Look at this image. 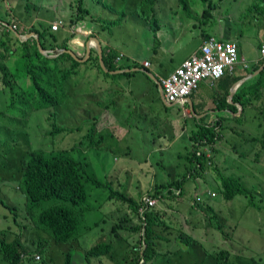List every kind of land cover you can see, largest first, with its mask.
Returning a JSON list of instances; mask_svg holds the SVG:
<instances>
[{
  "label": "trees",
  "instance_id": "obj_1",
  "mask_svg": "<svg viewBox=\"0 0 264 264\" xmlns=\"http://www.w3.org/2000/svg\"><path fill=\"white\" fill-rule=\"evenodd\" d=\"M26 1L30 3L29 11L36 8L33 0ZM143 1L145 0H133L132 2L138 5ZM187 1L178 0L185 13L190 12ZM202 1L206 7L203 16L200 14L194 18L200 27H206L209 23L212 24L215 18L213 12L221 4L219 1L223 0H218L216 3L213 0ZM261 1V5L254 7L252 11L264 12V2ZM95 2L102 9L118 13L119 17H115L111 23L107 20L102 22L101 18L92 14L87 8L85 0H75L72 5H69L71 11L68 20L65 21V27L72 31L81 23L90 20L95 22L96 27L98 24L105 32L109 27L117 26L123 21V18L127 17L125 12L122 13L118 8L109 7L104 0H95ZM156 2H160V0H151L152 5ZM153 13V7L145 5L142 7L141 14L136 12L131 18L140 21L144 28L149 25L157 42L155 51L157 54L160 46L157 33L160 32L161 27L160 22L152 16ZM3 23L5 22L0 18V25ZM142 25L139 27L143 28ZM62 28L63 23L60 29ZM201 32H203L204 40L211 37L205 31ZM37 34L43 50L53 52L60 49H72L70 41L75 38V35L72 34L68 38L62 39L59 33L52 31L51 27L45 28L41 32L37 31ZM89 38H97L100 41L103 60L109 71L137 68L144 69L145 72L110 75L101 68L99 54L95 48L92 49L90 58L85 63H80L67 53L56 58L44 56L33 39L17 44L19 40L6 27L0 36L2 83L10 90L13 99L15 97H19L21 101L25 99L24 95L19 96L17 93V91L22 92V89H18L19 76L9 66L12 57L19 55L26 62L24 74L28 83L34 88L33 99L39 105L37 111L48 112L49 117L52 118L45 141L36 148L30 149L25 160L20 163L17 180L20 184V191L25 197L24 203L18 206L0 202V205L10 214V217L7 218L13 222L9 228L0 230V264H22L23 255L27 256L28 264H37L35 256L40 255L43 259L45 252L51 251L52 246L71 248L73 245H77L78 249L83 250L86 253V258L93 260V264H119L117 259L115 260L114 240H108L104 232L98 228L99 223L90 225L84 233L81 228L85 225L86 218L93 212L99 211L102 215L106 212H113L117 216L120 211L124 210L130 212L133 218L138 219V222L131 226V230L142 233L143 251L141 253L145 259L139 257L138 253H133L130 260L124 258V264H159L157 262L159 257L167 256V254L183 260V253L177 246L179 242L194 247L202 262L206 257H210L216 262L229 260L232 253L229 250L221 249L211 254L204 249L200 241L184 233L182 229H176L168 224L165 220L170 221L176 227L179 223L173 221L172 217L169 218V211L163 210L159 205L142 211L143 197L128 199L126 193L119 187L120 182L117 181V178H112L111 174H109L108 184L104 185L89 171L91 164L86 157L89 151L98 149V151L116 154L119 150V144L110 131H97L99 115L79 118L78 130L81 132L85 127L86 134L79 144L74 146V149L58 151L51 149L50 145L53 144L56 137L66 132H75L70 128L71 123L69 122L74 118L77 120L78 116L74 114L65 116L62 111L65 110L68 113L71 110L72 101L76 96L75 88L78 78L79 91L85 85H88V89L92 91L93 95H87L88 97H94L97 91L107 93V100H101L97 106L115 116L121 124L127 122V118L123 114L125 105L128 107L133 105L137 114L139 111L143 113L142 116H139L142 124L150 123L152 124L151 130L155 129L156 131L152 133L154 136L151 138V144L148 141L145 144V148L148 150H151V147L155 145V136L162 138L172 130L173 124L169 122V119L173 116L182 118L188 109V101L167 107L162 101L158 84L148 74H154L161 82L162 78H167L170 73L167 76L159 75L158 72L151 68H145L139 62L128 57H121V62H117L120 55L124 54L116 43L117 40H102L96 31ZM11 40H14L13 44H11ZM150 65L152 66V63ZM162 71L169 72L164 67ZM99 81L108 84V87L97 86ZM251 95L257 98L259 90L251 92ZM80 97L82 96L79 94ZM234 102L235 99H233ZM253 102L254 100H249L247 105L242 104L241 115L234 117V122L229 124L222 117L215 123L205 122V119L197 120L192 114L185 118L184 125L191 128L189 131L191 136L188 139V135H184L188 141L185 145L186 155L181 151L177 155L179 159L177 171H180L179 167L183 166L185 173L177 175V178L166 183L157 184L149 190L150 196L157 198L164 205L169 204L173 210L172 204L179 202V199L185 195L186 183L189 180L197 182L198 178L200 176L202 178L208 171L212 175L213 170L220 176L224 199L231 201L237 196L245 197L251 208L250 200L258 193L246 188L241 177H230L224 173L234 168L236 161L245 163V158L248 157H251L254 163L264 165V117L255 123L259 115H264V107L251 110L250 108L254 107ZM231 107L227 106L226 108L231 109L232 112L237 110L236 107ZM154 108L161 109L164 116L149 120V115L152 114L150 110ZM178 108L182 110V113L176 112L175 109ZM218 108L221 111L225 110L222 106ZM155 122L158 124L154 125ZM142 133L147 134L143 130ZM46 140L50 144L46 143ZM162 147V143H160L159 149L155 150L152 156L161 158L157 154L165 153ZM49 149L51 151L47 154ZM237 149L241 150L243 154L239 155ZM81 150L87 153L83 154ZM74 153H79V158H76ZM233 154L236 160L232 159ZM158 163L159 167L166 165L163 160H158ZM89 188L107 191L103 206L95 205ZM208 196L210 199L216 197V194L208 193ZM47 203H54V205L41 210ZM111 206L113 207L110 208ZM192 207H197L207 215L210 221L213 220L216 224L215 229L229 243L233 238L231 234H228V229H231L230 224L216 213L209 201L204 202L200 196H196ZM105 208L109 211L102 210ZM35 210L41 211L35 213ZM132 222L130 218L124 219L119 226L113 225L111 232L118 238V231L126 228L124 224H132ZM13 227L17 234H13ZM31 230H34L35 234H30ZM139 242L137 241L132 247L138 248ZM172 244H175L176 248H171ZM69 260H71L70 254L67 256V261Z\"/></svg>",
  "mask_w": 264,
  "mask_h": 264
},
{
  "label": "rangeland",
  "instance_id": "obj_2",
  "mask_svg": "<svg viewBox=\"0 0 264 264\" xmlns=\"http://www.w3.org/2000/svg\"><path fill=\"white\" fill-rule=\"evenodd\" d=\"M48 1L34 0L41 7H44ZM70 1H72V5L75 0ZM104 1L107 2L109 7L118 8L122 13L125 12L127 17L123 18V21L117 26L109 27L105 32L101 30L98 24L96 27L93 21L86 20L82 24L94 25L96 32L100 34L102 40H117L116 43L120 50L128 58L137 62L148 61L153 64L152 70H158L159 74L164 76H167L166 73L162 69H157L154 65V61H156L155 51L157 50L154 33L151 31L149 25L144 28L140 21L131 18L136 12L141 14L143 6L151 5L153 7L154 13L152 16L160 22L161 28H163L165 23L162 33H157L159 43L165 42L164 34H166L167 41L174 38L175 43L176 40H179L177 47L175 46L173 50H169V52L173 51L172 62L169 61L165 64L172 71L193 47L197 45L198 34L201 31L215 35L218 33L219 27L223 26L227 28L228 22H230L232 30L236 31L237 29L233 28L235 22L243 21L241 25L247 26L249 19L246 18V15L254 7L261 5V0H223L215 12L214 16H216V19L212 24L200 27L198 23L194 22L191 17H187V15L195 11L201 12L203 9L202 0H188L190 12L184 13L181 9L177 10L176 12L179 14L178 18L173 15L175 11L164 13L159 11V7L166 4L170 8H174L178 5V0H160V2H156L153 5L151 4V0H145L138 5L133 3V0ZM213 1L216 3L218 0ZM85 2L92 14H96L101 18L102 22L103 20H107L111 23L115 17H119L118 13L115 14L110 10L102 9L95 0H85ZM57 11L59 14L69 17L71 9L70 6L68 8L61 7ZM161 14H165V16L163 17ZM145 17L147 16L145 15ZM192 24H195V28L192 27ZM139 25H142L144 29L139 27ZM176 27H178L177 30ZM119 28L120 30L118 31ZM249 29L251 28H245V30ZM80 32L78 27L75 30L77 39H74L70 45L83 58L86 56L85 50L84 48L81 51L79 50V43L84 46V42L89 40V36L79 34ZM65 33L68 34L66 30L65 32L60 30L59 35H64ZM70 35L72 34L70 33ZM9 66L19 76L18 89H22V92L17 91V93H19V96L24 95L25 99L22 101L19 100V97L13 99L10 90L4 86H0V202L19 206L25 201V197L20 191L19 181L17 180L20 163L25 160L27 152L30 149L36 148L41 142L45 141L52 118L49 117L48 112L37 111L39 105L33 99L34 88L28 83L24 74V67L26 68L25 60L21 59L19 55H15L10 60ZM97 86L108 87V84L99 81L97 82ZM75 91L76 96L72 101L71 110L68 113L65 110L62 111L65 116L70 114L78 116L77 120L74 118L69 122L71 123L70 128L75 130V132H66L56 137L53 140V144L50 145L51 149L53 148L57 151L74 149V146L79 144L86 134L85 127L81 132L78 130L79 118L81 116L88 118L99 115L97 131H110L119 144V150L116 154L98 151V149H92L88 153L83 150L81 152L83 154L87 153V160L91 164L89 171L104 185L108 184L109 174H111L112 178H117V181L120 182L119 187L122 188L121 191L126 193L128 199H136L139 196L149 197L150 185L166 183L169 180L177 178V175L180 176L185 173L183 166H180V171H177L179 166L177 155L180 151L186 155L185 145L188 141L185 139V136L188 135V139L191 136V132H189L191 128L184 125V120L188 117L187 109L184 112L186 114L182 118L173 116L169 119V122L173 124L172 130L162 138L155 136V145L151 147V150H148V148H145V144L147 141L151 144V138L154 136L152 133L156 131L155 129L151 130L152 124H142V120L139 118V116L143 115L141 111L137 114L133 105L130 107L125 105L123 114L127 118V122L121 124L120 120L115 116L105 110H101L97 106L101 100H107V93L97 91L94 97H88L87 95H93V93L88 89V85H85L79 91V78ZM79 94L82 97L79 98ZM207 96H210V94L208 93ZM175 110L178 113H182V110L179 108ZM150 111L152 114L149 115V120L164 116L161 109L154 108ZM262 117L264 115H259L255 123L259 122V119ZM156 124L158 123L155 122L154 125ZM142 130L147 132V134L142 133ZM46 143L50 144L48 140H46ZM160 143H162L165 153L157 154L161 158L152 156L153 152L159 149ZM47 151V154H49L51 150ZM237 152L239 155L243 154L239 149H237ZM74 155L76 158H79V153H74ZM232 159L236 160L234 154ZM158 160H163L166 165H162V167L156 166ZM212 173L210 175L208 171L197 182L189 180L185 185V195L179 199V202L174 205L172 204L173 210H169L170 214L168 216L178 221L177 227L170 221H165L171 224L172 227L182 229L184 233L199 240L204 249L211 254L221 249L229 250L232 252L230 259L216 262L214 259L206 257L204 262H202L194 247L182 244L178 245V247L183 253V260L167 254V258L171 260L170 264H174V261H177V264H264V165L254 163L252 158L248 157L247 159L245 158V163L236 161L234 168L224 173L230 177H241L246 188L258 193L250 200L251 208L248 205V199L245 197L237 196L231 201L225 200L220 184V176L213 170ZM88 190L96 206H103L105 204L104 196L107 192L106 190H91L90 188ZM208 193L216 194V197L211 200L210 204L216 213L230 224L229 227L231 229H228V234H231L233 238L229 243L215 230L216 224L213 220L207 219L205 213L198 215L201 214V211L197 207L193 208L191 206L196 196H200L201 200L208 202ZM155 199L157 200L156 205H159L163 210L167 209L161 201L157 198ZM51 205H54V203H47L41 210ZM41 210H35V213H39ZM102 210L109 211L107 208ZM103 215L104 220L109 219L117 226L124 219H128L123 216V211H120L117 216L113 212H106ZM7 217H10L8 210L0 205V230L2 231L13 225L12 220ZM101 217L102 214L99 211L91 213L86 218L85 225L81 228V231L83 233L86 232L88 227L98 222ZM135 222H138V219L135 218ZM185 222L187 229L184 224ZM124 226L128 227L129 234L134 236L136 232L131 230L132 227L129 224H124ZM13 234H17L15 227H13ZM30 234H35V231L31 230ZM104 234L109 239V233L104 232ZM136 241L137 238H134L127 247L129 245L132 246ZM127 247L125 244L119 242L114 248L116 251L115 260L117 259L116 261L119 264H122L120 256ZM171 248H176L175 244H172ZM68 254L71 255V260L69 261H67ZM50 258V262L37 264H93V260L86 258V253L78 249L77 245H73L71 248L52 246Z\"/></svg>",
  "mask_w": 264,
  "mask_h": 264
},
{
  "label": "crops",
  "instance_id": "obj_3",
  "mask_svg": "<svg viewBox=\"0 0 264 264\" xmlns=\"http://www.w3.org/2000/svg\"><path fill=\"white\" fill-rule=\"evenodd\" d=\"M222 1H220L221 3ZM264 2V1H261ZM72 3L70 0H49L42 11L37 10L36 8L29 11L30 3L26 0H0V18L5 22L9 23L11 26L9 27L10 32L19 40V43L22 44L26 43V40L32 38L38 45L40 43L39 35L37 31H43L45 28H50L53 24L58 21H65L68 20L67 15L59 14L57 9L61 7L68 8L69 5ZM203 9L202 11H195L197 13L188 14L187 17H191L194 22L198 23L194 16L200 15L203 16V11L206 8L205 5L202 3ZM179 6V8H178ZM264 7V6H263ZM219 8V6H218ZM218 8L213 12L218 10ZM31 9V8H30ZM181 6L176 5L174 8H170L167 6L159 7V11L161 13L167 11H175L174 16L179 17L177 10H180ZM182 10V9H181ZM185 13V12H184ZM188 13V12H186ZM165 16V14H161V16ZM246 18L249 19V22L246 25H241L243 21L235 22L233 28L237 30H232V26L228 22V27L224 28L223 26L219 27L218 33L215 35H210L211 37H215L217 39H222L224 41H230L238 46V53H239V60L238 63L235 65V69L232 73H226L221 79L211 83V82H202L199 86L198 91L190 97L193 103V107L195 109L196 115L191 111L190 106L188 105V112L190 111L192 116L195 117L197 120L205 119V122L212 121L213 123L219 121V118H225L227 123H233L234 117H239L241 115V111L243 110V105H247L249 100H254L253 106L250 109L254 108H263L264 107V55L262 54V49L264 48V12L262 11H251L246 15ZM216 19V16L214 20ZM213 20V21H214ZM211 23H209L210 25ZM16 26L15 29L13 26ZM165 25V23H164ZM163 25V28L165 27ZM162 27V25H161ZM192 27L195 28V24H192ZM246 27H250L251 29L245 30ZM163 28L160 29V34L162 33ZM183 28V26H182ZM80 33L82 35H90L95 31L94 25L83 24L79 27ZM178 27H176V30ZM65 32V28H62ZM60 32V31H59ZM58 32V33H59ZM19 36H18V35ZM203 32H200L198 36L197 45L193 47V49L185 56L183 59L184 61L191 58L194 55L200 53V47L204 41L202 38ZM61 38L66 36L60 35ZM165 37V42L160 43L158 48V53L155 54V67L157 69H162L163 67L170 70L165 66L167 62H172L173 59V51L169 52V50H173L175 46L177 47L179 40H176L174 43V38L172 40L167 41L166 34L163 35ZM196 36V37H197ZM176 37V36H175ZM14 40H11V44H13ZM84 46L79 43V50L81 51ZM171 55V56H170ZM182 60V61H183ZM180 62L171 72H174L178 67L182 65L184 62ZM148 61H140V64H145ZM153 66V64H152ZM152 66L150 68H152ZM161 66V67H160ZM158 72V70L156 71ZM159 74V72H158ZM160 75V74H159ZM2 79L0 76V86H2ZM259 90V95L257 98H254L251 95V92H255ZM210 96H207V94ZM233 99L235 102L233 103ZM236 107L237 110L232 112L231 109L226 108L228 107ZM224 107L225 110H219L218 107ZM231 107V108H232ZM231 111V112H230ZM251 114V113H250ZM148 164V163H146ZM159 163H156L158 166ZM201 179V176L198 178ZM156 185H150V189H153ZM153 198L152 196H149ZM215 198V197H214ZM146 197L143 198V200ZM213 198L208 199L209 204ZM211 205V204H210ZM166 210H171L169 204H166ZM192 206V204H191ZM196 208V207H194ZM200 210V209H199ZM172 211V210H171ZM201 211V210H200ZM204 214L201 211L202 215ZM123 216L126 218L132 219V224L130 226H134L135 218H133L132 214L128 211H123ZM207 216V215H206ZM207 219H209L207 217ZM210 220V219H209ZM173 221L178 222L176 219L173 218ZM97 223H99V227L103 232L109 233V241L114 240L113 246L117 245V243H123L126 245L131 243L134 238H137L139 242L138 248H133L134 245H129L125 251L122 252L120 258L122 260V264L125 263L124 258L130 260L133 253L142 252V233H135L134 236L129 234V229L126 227L125 229H120L119 237L117 238L113 232H111V227L115 225L114 222L107 220L100 219ZM187 229L186 222L184 223ZM216 230V229H215ZM137 241L135 243H137ZM199 241V240H198ZM178 245H182L181 242L177 243ZM114 253H116L114 249ZM159 264H170L171 260L167 258L166 255L160 256V259L157 261ZM131 264V263H130ZM174 264H177V261H174Z\"/></svg>",
  "mask_w": 264,
  "mask_h": 264
},
{
  "label": "built area",
  "instance_id": "obj_4",
  "mask_svg": "<svg viewBox=\"0 0 264 264\" xmlns=\"http://www.w3.org/2000/svg\"><path fill=\"white\" fill-rule=\"evenodd\" d=\"M62 23L59 21L53 24L52 30L58 31ZM2 31L0 27V33ZM262 54L264 55V48ZM238 60L237 44L215 37L205 39L199 54L185 60L172 74L162 79L161 85L166 101L174 104L186 102L198 91L202 82L213 83L226 73H232ZM145 66L149 67L150 63L145 62ZM144 200L142 211L154 207L157 203V200L151 197H146Z\"/></svg>",
  "mask_w": 264,
  "mask_h": 264
},
{
  "label": "water",
  "instance_id": "obj_5",
  "mask_svg": "<svg viewBox=\"0 0 264 264\" xmlns=\"http://www.w3.org/2000/svg\"><path fill=\"white\" fill-rule=\"evenodd\" d=\"M18 35V34H17ZM19 36V35H18ZM93 44L96 45V49L98 51V54H99V58H100V65H101V68L103 69V71L105 73H109L111 75H116V74H121V73H124V72H129L130 70H126V71H115V72H112V71H109L106 66H105V63H104V60H103V53H102V47H101V44L100 42L97 40V39H93ZM39 49H40V52L46 56V57H51V58H55L61 54H69L71 55L74 59H76L78 62L80 63H84L91 55V44H87L86 46V56L84 58H81L79 56V54L75 53L74 51H71V50H60L58 51V53L56 55L53 54V52H50V51H45L41 48L40 46V43H39ZM138 69H133V71H137ZM145 72V71H144ZM149 76L158 84L159 86V91H160V95H161V98H162V101L164 102L165 105H167V107H173L175 104L174 103H168L164 97V92H163V88H162V85L160 83V81L157 79V77L152 74V73H148ZM188 103H189V106H190V109L191 111L196 115L195 113V109L193 107V103H192V100L190 99V97L188 98Z\"/></svg>",
  "mask_w": 264,
  "mask_h": 264
},
{
  "label": "clouds",
  "instance_id": "obj_6",
  "mask_svg": "<svg viewBox=\"0 0 264 264\" xmlns=\"http://www.w3.org/2000/svg\"><path fill=\"white\" fill-rule=\"evenodd\" d=\"M43 1H45V0H43ZM33 3L36 5V9L37 10H39V11H42L43 10V8L45 7H41V6H39L38 4H36L35 2H34V0H33ZM62 21V20H61ZM63 22V21H62ZM2 25H4V26H2ZM2 25H0V27H2V29H3V31L0 33V36L2 35V33L5 31V27L10 31V29H9V27L11 26L9 23H3ZM81 25H83L82 23L78 26V27H80ZM15 25L13 26V28L15 29ZM52 27V26H51ZM78 27H75L72 31H70L68 28L66 29V27H65V23L63 22V28H65V30L68 32V34H66V36L64 37V38H62V39H65V38H68L69 36H70V33L71 34H74L75 35V38L74 39H77V37H76V34H75V30L78 28ZM96 28V27H95ZM52 29V28H51ZM61 29H59L58 31H54V32H56V33H58L59 31H60ZM53 31V30H52ZM95 31H96V29H95ZM94 31V32H95ZM93 32V33H94ZM93 33H91L90 35H88V36H91ZM79 34H81V33H79ZM74 39H72L71 41H70V43L74 40ZM88 41H85L84 42V50H85V54H86V46H87V44H91V47H92V49L93 48H95L96 49V45L95 44H93L92 42H93V39H97V38H89L88 37ZM29 40H32V38H30V39H28V40H26V42H28ZM98 40V39H97ZM91 41V42H90ZM99 41V40H98ZM100 42V41H99ZM40 46H41V43H40ZM42 48V47H41ZM43 49V48H42ZM92 49H91V51H92ZM40 50V49H39ZM60 50H71V51H74L75 53H77L78 54V52H77V50H74L73 49V47H72V49H60ZM60 50H56V51H50V52H53V54L54 55H56L57 53H58V51H60ZM103 53V52H102ZM79 56L82 58V56L79 54ZM91 56V55H90ZM58 57V56H57ZM85 57V56H84ZM83 57V58H84ZM121 57H127V55L124 53V54H122V55H120V57L117 59V62H121ZM49 58H51V57H49ZM56 58V57H55ZM90 58V57H89ZM88 58V59H89ZM87 59V60H88ZM86 60V61H87ZM85 61V62H86ZM84 62V63H85ZM150 63V62H149ZM141 65H143V66H145V64H141ZM151 67V65L149 66V67H146L145 66V68H150ZM133 69H137V68H133ZM133 69H130V71L129 72H124V73H131V72H137V71H142V72H144L145 70L144 69H138L137 71H133ZM121 71H126V70H121ZM173 73V72H172ZM172 73H170V74H172ZM107 74H109V73H107ZM121 74H123V73H121ZM169 74V75H170ZM111 75V74H110ZM116 75H118V74H116ZM168 75V76H169ZM162 79H164V78H162ZM161 83V82H160ZM3 84V83H2ZM2 86H4V84L2 85ZM5 87V86H4ZM6 88V87H5ZM194 95V94H193ZM81 118H84L83 116H81ZM145 197V196H144ZM143 197V198H144ZM154 198V197H153ZM209 199V198H208ZM145 200H143V202H144ZM99 209H101V208H99ZM103 216L104 215H102V217H101V219L102 220H104L103 219ZM136 253H138V256L139 257H141L143 260H145L144 259V257L142 256V253L141 252H136ZM50 255H51V251H46L45 252V257H43V259L41 258V256L40 255H37V256H35V260L37 261V263H47V262H50L51 261V258H50ZM23 262H25V264H28V262H27V256L26 255H23L22 256V264H23Z\"/></svg>",
  "mask_w": 264,
  "mask_h": 264
},
{
  "label": "flooded vegetation",
  "instance_id": "obj_7",
  "mask_svg": "<svg viewBox=\"0 0 264 264\" xmlns=\"http://www.w3.org/2000/svg\"><path fill=\"white\" fill-rule=\"evenodd\" d=\"M186 113H184V115H185ZM188 115L187 116H191V112L189 111L188 113H187Z\"/></svg>",
  "mask_w": 264,
  "mask_h": 264
}]
</instances>
